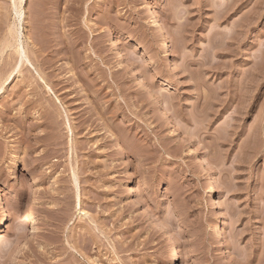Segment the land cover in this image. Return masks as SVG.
<instances>
[{
    "label": "rangeland",
    "instance_id": "374dc122",
    "mask_svg": "<svg viewBox=\"0 0 264 264\" xmlns=\"http://www.w3.org/2000/svg\"><path fill=\"white\" fill-rule=\"evenodd\" d=\"M18 12L0 0V264H264V0Z\"/></svg>",
    "mask_w": 264,
    "mask_h": 264
},
{
    "label": "bare ground",
    "instance_id": "6f19581e",
    "mask_svg": "<svg viewBox=\"0 0 264 264\" xmlns=\"http://www.w3.org/2000/svg\"><path fill=\"white\" fill-rule=\"evenodd\" d=\"M25 0H14V4L16 5V7L19 9L18 13H21L23 4H24ZM154 19V18H153ZM155 26L157 27V29H159L158 31H160V34L162 36L163 39V43L162 44V50L164 49V51L166 52V54L169 52L168 49L169 47L172 45V41L169 39L168 34H166V32L164 33L163 26L160 27V23L159 20L154 19ZM164 52V53H165ZM120 54H122V52L120 51ZM165 54V55H166ZM168 56V54H167ZM171 61V60H170ZM35 179V178H34ZM137 188L135 186H133L130 189V195L131 196H136L137 195ZM211 194H213L214 189L211 188L209 191ZM11 220V212L10 209L8 208V205L4 199V195L0 192V237L3 236V233L5 232L6 229H8L9 227V223ZM225 225V221H222L220 223V225L217 226V234L218 237H220L221 232H222V227H224ZM173 244V243H172ZM171 244V245H172ZM168 262L170 264H180V253L178 251V249L172 245L169 256H168Z\"/></svg>",
    "mask_w": 264,
    "mask_h": 264
}]
</instances>
